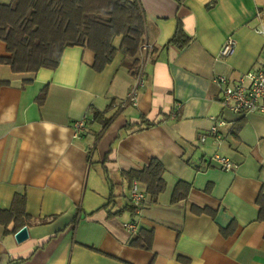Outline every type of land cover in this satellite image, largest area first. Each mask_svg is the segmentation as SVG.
Here are the masks:
<instances>
[{"label":"crops","instance_id":"1","mask_svg":"<svg viewBox=\"0 0 264 264\" xmlns=\"http://www.w3.org/2000/svg\"><path fill=\"white\" fill-rule=\"evenodd\" d=\"M137 1L150 51L136 105H118L137 81L121 52L100 72L92 51L74 45L55 69L0 64V211L23 193L28 215L22 242L14 222L0 223V264H264V114L224 110L212 79L260 66L264 0ZM177 26L191 38L180 49L168 41ZM228 39L233 52L219 56ZM6 48L0 40V57ZM214 118L224 120L221 140L201 141ZM82 119L76 136L72 123ZM153 158L166 188L153 201L139 182L146 200L134 206L122 171ZM220 158L233 169L222 170ZM179 181L188 195L171 203ZM126 223L152 230L150 250L129 245L138 231Z\"/></svg>","mask_w":264,"mask_h":264},{"label":"trees","instance_id":"2","mask_svg":"<svg viewBox=\"0 0 264 264\" xmlns=\"http://www.w3.org/2000/svg\"><path fill=\"white\" fill-rule=\"evenodd\" d=\"M145 18L137 0H11L0 4V40L6 44L8 56L0 57V64H8L12 72H35L40 68L55 69L66 47L81 46L94 54L92 70L102 71L112 62L117 52L133 58L128 69H138L139 56L145 41ZM119 39L118 46L115 40ZM191 38L177 26L169 41L179 49L186 46ZM150 51V49H149ZM149 53V52H147ZM5 84V82H0ZM44 88L38 99L43 102ZM101 114L93 112V119ZM148 125L152 123H148ZM164 167L156 158L140 170L122 171L129 184L138 181L145 184L152 200L165 190ZM189 183L179 181L173 186L170 202L185 199ZM259 219H264V189L259 192ZM25 195L16 193L11 206L0 211V223L7 226L14 222L15 232L28 218L25 212ZM135 210L134 206L127 207ZM123 209L113 213L120 214ZM197 213L207 209L196 208ZM228 233V231H223ZM152 230L140 229L129 241L132 247L150 250Z\"/></svg>","mask_w":264,"mask_h":264},{"label":"built area","instance_id":"3","mask_svg":"<svg viewBox=\"0 0 264 264\" xmlns=\"http://www.w3.org/2000/svg\"><path fill=\"white\" fill-rule=\"evenodd\" d=\"M234 41L228 39L222 48L220 49L219 56L226 57L233 52ZM150 49L148 44H144L143 50L148 52ZM144 69L139 70L136 75V85L132 87L126 97L119 102V107L126 105H136L138 98V90L143 86ZM213 82L218 86L220 92V102L224 110H228L232 113L246 115L250 113L264 114V46L260 51V66L250 69L248 71L239 73L233 78V76H226L217 74L213 78ZM179 103H176L175 107L179 108ZM84 120L75 121L73 124L76 136L84 128ZM223 118H214V125L206 133L201 135V141L206 140L207 137L214 138L217 141L221 140L217 127L223 125ZM220 168L222 170H231L234 164L228 159H219ZM140 184L138 181H133L130 186V202L134 206H140L143 201L146 200V193L140 190ZM125 228L135 235L138 231L136 225L132 223H126Z\"/></svg>","mask_w":264,"mask_h":264},{"label":"water","instance_id":"4","mask_svg":"<svg viewBox=\"0 0 264 264\" xmlns=\"http://www.w3.org/2000/svg\"><path fill=\"white\" fill-rule=\"evenodd\" d=\"M15 239L17 242H22L28 237L27 227L23 226L15 232Z\"/></svg>","mask_w":264,"mask_h":264},{"label":"rangeland","instance_id":"5","mask_svg":"<svg viewBox=\"0 0 264 264\" xmlns=\"http://www.w3.org/2000/svg\"><path fill=\"white\" fill-rule=\"evenodd\" d=\"M144 46V45H143ZM148 52H149V49L147 50ZM146 51L145 50H143V47H142V49H141V53H140V56H139V63H138V69L136 70V73L139 71V70H142L141 68H142V62H143V60H144V58H145V56H146ZM137 75V74H136ZM143 79H144V76H143Z\"/></svg>","mask_w":264,"mask_h":264}]
</instances>
